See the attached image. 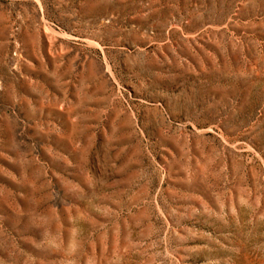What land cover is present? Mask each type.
Instances as JSON below:
<instances>
[{
	"label": "rangeland",
	"instance_id": "1",
	"mask_svg": "<svg viewBox=\"0 0 264 264\" xmlns=\"http://www.w3.org/2000/svg\"><path fill=\"white\" fill-rule=\"evenodd\" d=\"M0 264H264V0H0Z\"/></svg>",
	"mask_w": 264,
	"mask_h": 264
}]
</instances>
